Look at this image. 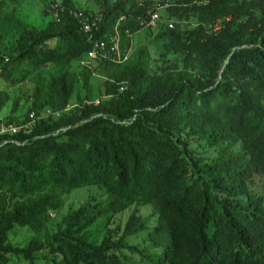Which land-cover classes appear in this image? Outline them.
I'll use <instances>...</instances> for the list:
<instances>
[{
	"label": "trees",
	"instance_id": "16d2710c",
	"mask_svg": "<svg viewBox=\"0 0 264 264\" xmlns=\"http://www.w3.org/2000/svg\"><path fill=\"white\" fill-rule=\"evenodd\" d=\"M94 1L97 11H80L64 0L45 29L21 23L15 55L0 56V80L12 85L49 64L63 70L38 85L22 130L0 135V264L46 250V264H264V0ZM158 4L159 54L140 46L123 64L100 65L109 71L100 101L65 112L76 85L66 68L92 43L74 13H103L97 38L127 16L118 31L130 47L125 30L146 29ZM48 108L55 114L31 122ZM85 187L103 195L40 237ZM16 228L36 237L12 246ZM138 236L144 248L129 243Z\"/></svg>",
	"mask_w": 264,
	"mask_h": 264
},
{
	"label": "rangeland",
	"instance_id": "374dc122",
	"mask_svg": "<svg viewBox=\"0 0 264 264\" xmlns=\"http://www.w3.org/2000/svg\"><path fill=\"white\" fill-rule=\"evenodd\" d=\"M64 0H0V56L10 57L15 55L12 45L17 43L20 36L21 23H25L31 28L45 29L47 25L56 19L57 14H50L49 11L55 5H62ZM80 11L95 10L99 8L94 0H73ZM49 14V15H48ZM157 26L147 27L136 34L131 43V54L137 47L147 46L152 54L158 55L161 44L157 43ZM57 41L48 43L49 47H55ZM75 80V93L70 105L65 112L73 111L81 103H98L105 91L103 87L107 81L109 71L99 64L93 66L91 76L85 71L79 61H75L66 68ZM63 70L55 64H49L39 70H32L31 75L27 76L21 84L12 85L4 80H0V135H3V126L20 127L26 115L32 108L33 97L38 85H47L51 79ZM16 100H20V108L17 113H13V105ZM48 110L55 114L52 109ZM47 111V110H46ZM49 118L51 114H47ZM103 191L97 187H85L71 190L65 197L63 207L60 211L51 214L50 220L46 225L40 237L46 239L55 234L58 227L68 213L78 210L84 203L92 197H100ZM137 207H133L126 212L114 217L109 223L112 228L118 226L124 228L130 215ZM141 212L148 216L150 211L147 208H139ZM107 221L100 222L92 228V238L101 240L103 237V228ZM30 229L16 228L8 237V243L12 246H26L34 238ZM130 244L139 245L142 248L146 246L143 236L129 239ZM49 251L38 253L35 261L31 262L23 256L8 255L4 264H46Z\"/></svg>",
	"mask_w": 264,
	"mask_h": 264
},
{
	"label": "built area",
	"instance_id": "2783aa9c",
	"mask_svg": "<svg viewBox=\"0 0 264 264\" xmlns=\"http://www.w3.org/2000/svg\"><path fill=\"white\" fill-rule=\"evenodd\" d=\"M139 2L141 1L139 0ZM59 8V5H55L53 7L54 10H58ZM164 9L165 6H162L160 4L156 5L152 19L148 23V27L157 26L158 21L161 19V12ZM74 15L77 19L80 20L83 31L91 36L92 39L89 52L80 61L82 67L93 71V66H95V64H123L130 58L132 48L131 46L127 47L126 44L122 42V36L118 31V28L120 26H123L127 21V16H123L120 18L117 23L115 33L104 34L100 38H97L96 34L101 31V26L104 20L103 13L100 12L90 15H80L78 12H75ZM169 27L173 28V24H170ZM124 36L131 44L134 35L127 29L125 30ZM46 112H48L47 114H52L50 110L42 112L40 113V115L36 112H33L30 115L31 122L47 119ZM22 128L23 126H3V134H17L22 130Z\"/></svg>",
	"mask_w": 264,
	"mask_h": 264
}]
</instances>
